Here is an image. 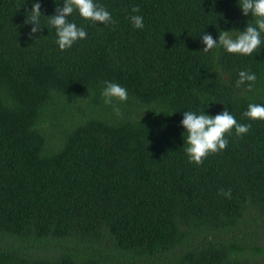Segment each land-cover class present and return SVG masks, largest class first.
I'll list each match as a JSON object with an SVG mask.
<instances>
[{"label":"trees","instance_id":"1","mask_svg":"<svg viewBox=\"0 0 264 264\" xmlns=\"http://www.w3.org/2000/svg\"><path fill=\"white\" fill-rule=\"evenodd\" d=\"M94 2L116 23L74 12L87 38L61 51L64 0H0V264H264V121L244 116L264 105V33L250 56L205 53L203 33L253 20L240 0ZM105 82L128 92L119 116ZM225 110L250 131L189 163L183 114Z\"/></svg>","mask_w":264,"mask_h":264},{"label":"clouds","instance_id":"2","mask_svg":"<svg viewBox=\"0 0 264 264\" xmlns=\"http://www.w3.org/2000/svg\"><path fill=\"white\" fill-rule=\"evenodd\" d=\"M240 8L244 16L251 14L252 21H249L247 28L242 32L220 31L219 43L210 34L203 33V44L206 45L203 52H210L212 49L222 47L229 54H239L250 56L257 51L262 44L261 34L264 33V0H240ZM74 12H78L80 17L99 24H115L111 13L104 7L98 5L94 0H64L63 7L56 8V15L47 17L52 27L56 29L57 41L61 51L70 49L79 40L87 38V32L83 27H78L76 23L70 22L68 17H72ZM132 12H140L139 7H133ZM41 4L34 3L32 11L28 14L26 23L35 25L31 29L30 39L41 31L40 17ZM130 20L136 29H143V17L140 15L130 16ZM235 33V35H233ZM237 81V88L248 83V90L251 91L257 80L255 73L251 71H240ZM102 97L106 105L113 107L116 114L121 115V111L113 101L125 103L128 100L127 90L118 83L105 82ZM244 116L252 121H264V105L249 104ZM186 129L184 138L186 140L185 152L189 157V163L202 165L209 155L218 154L228 146L226 137L235 130L237 136L246 135L250 129V124L238 123L236 118L227 110L216 116L205 115L204 112L197 114L187 111L183 114L181 122ZM221 195L231 199V190L225 192L221 189Z\"/></svg>","mask_w":264,"mask_h":264}]
</instances>
